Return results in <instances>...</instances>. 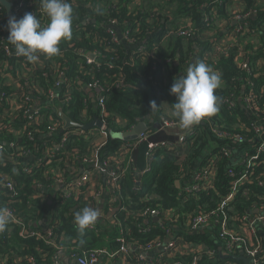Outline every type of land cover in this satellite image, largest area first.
Returning a JSON list of instances; mask_svg holds the SVG:
<instances>
[{"label":"trees","instance_id":"16d2710c","mask_svg":"<svg viewBox=\"0 0 264 264\" xmlns=\"http://www.w3.org/2000/svg\"><path fill=\"white\" fill-rule=\"evenodd\" d=\"M233 1L87 0L86 5L72 8V36L60 42L63 55L53 57L65 66L68 78L60 88L61 96L65 92L69 96L63 112L78 124L99 119L105 131H111L113 137L109 135L104 139L99 159L102 163L107 161L119 175L116 208L111 219L98 218L93 229L81 234L74 214L85 206L99 207L96 199L86 195L85 186L68 196L45 199L42 187L50 188L60 176L67 184L75 182L80 166L84 165L75 155L83 157L92 153L91 138L75 131L70 134L66 147L49 164L42 162L34 166L30 163L29 167L23 162L16 167L11 162L0 164V173L12 177L14 185L12 194L0 190V207L10 209L41 231L42 219H54L50 225L52 237L56 244L65 248L63 253L66 254L106 250L103 243L116 252L121 246L116 238L121 234L130 245L124 258L131 264H165L168 261L245 264L242 245L226 249V242L219 235V225L211 223L195 231L190 222L195 214L215 212V219L225 216L234 233L244 234L246 224L243 219L264 209V152L250 168L244 162L234 165L221 152L223 147L233 148V139L219 137L214 131L218 128L240 134L254 144L264 141V0H239L243 18L235 24H232L235 14L230 12ZM8 19L6 12L0 11V29L9 34ZM112 21H116L118 28L126 34V42L131 46L127 48L112 38L107 27ZM237 27L242 30L233 34ZM178 30H191V33L187 36L170 33ZM81 51L96 52L97 61L88 64ZM39 60L43 62L44 56L40 55ZM198 61L207 63L220 74L221 85L215 92L218 110L192 126L185 137L186 151L182 159L174 147L167 149V143L165 146L159 144L153 168L138 186L133 183L132 175L124 172L125 163L119 157L120 151L136 140H124L118 135L145 122L147 129L144 132L151 136L157 129V116L166 115L167 106L173 110L176 97L170 94V88L174 78L186 73L189 65ZM11 63L15 75L27 70L31 64L23 56L11 59ZM244 63L248 68L243 67ZM42 71V67H37L33 78L46 90L53 86L55 78L44 79ZM94 81L103 89L102 104L100 98L93 99L83 87ZM247 96L252 97L257 107L245 105ZM153 101L159 107L155 111H151ZM61 120L57 107L48 105L37 130H26L22 114L11 127L21 134L20 146L38 150L39 155L44 140L48 144L60 141V130L50 135L47 129L48 125ZM12 136L16 137L12 131L0 135L3 140ZM246 140L239 142L236 150L247 148ZM148 150L147 141L137 144L135 163L138 170L145 168ZM248 151L256 152L254 147ZM207 163L215 168L212 188L187 192L194 174ZM229 169L239 174L247 173L250 181L244 191L221 209V200L231 188ZM108 208L109 204L104 215L110 212ZM147 210L159 211L161 221L145 214ZM256 228L264 250V227ZM20 231V227L9 223L1 232L0 264H34L31 258L35 264H52L57 253L55 247L43 239L21 237ZM169 237L194 248L175 251L173 257L159 254L142 257L150 245ZM103 257V264H107L108 256ZM122 257L115 256L109 264H119Z\"/></svg>","mask_w":264,"mask_h":264},{"label":"built area","instance_id":"2783aa9c","mask_svg":"<svg viewBox=\"0 0 264 264\" xmlns=\"http://www.w3.org/2000/svg\"><path fill=\"white\" fill-rule=\"evenodd\" d=\"M87 0H68L72 8L78 6L86 5ZM140 1V0H135ZM12 3V14L17 18H21L26 12H31L40 19L41 24L46 26L49 22V17L43 12L40 0H9ZM0 11H5L4 7L0 5ZM242 11V10H241ZM236 12L233 16L234 20L238 22L239 19L243 18L242 12ZM6 12V11H5ZM7 14V13H6ZM247 15V14H246ZM90 22V21H89ZM95 22V20H93ZM236 22V23H237ZM117 26L116 21H112L107 27L108 32L112 38L116 41L122 42L118 37V32L113 28ZM242 30V27H237L233 34L239 33ZM123 38L126 41V34L121 31ZM171 34H177L180 36L190 35L191 30H178L171 31ZM8 33L5 30L0 29V135L5 131H12L16 137L7 138L6 140L1 139L0 137V164L2 162H11L16 167L17 164L23 162L25 167H29V164L32 163L34 166L39 163L45 162L49 164L53 161L66 147V143L70 137V134L75 131L80 136L90 137L93 150L91 155L80 157L78 154L75 155L77 160H81L84 165H81L78 173L75 176V182L66 183L63 176L55 178V184L60 185L64 189V194L61 196H68L72 192H77L81 186L86 187V195L91 196L93 200L98 198L99 193L93 192V185L95 178L102 172L106 176V182L109 188V201L104 204L105 207L109 204V213L104 215V209L100 211L99 218L111 219L112 213L116 208L114 205L117 200V195H115V190L118 187V178L119 175L116 170L108 164L107 161L103 163L99 159V150L104 145V139L109 135L113 137L111 131H105L104 125L99 127L90 128L84 130L78 127H74L65 130L64 129V120L55 121L52 124L48 125L47 131L49 134H54L58 130L62 133L60 141L54 142V144H48V141H43V148L38 155L35 151L30 149H25L20 146V137L18 132L13 130L11 124L17 120V116L22 114L26 121V130L33 129L34 131L38 129V124L42 120L44 111L48 105H54L59 110V107L62 108L68 100V93L65 92L62 96L60 93V88L68 82V78L65 72V66L62 63H58L57 57L63 55L64 48L60 47V53L56 58H49L46 55L44 56V61H38L36 63H31L27 70H23L18 75H15L11 70L13 65L11 59H18L21 56L16 55L15 47L8 41ZM234 37V36H233ZM127 43V42H126ZM129 46L131 44L127 43ZM82 54L86 56L88 64H94L97 61L98 55L93 51H81ZM100 55V54H99ZM92 56V57H91ZM31 66L30 69H28ZM37 67H42L43 71L41 75L44 79L49 80L54 77L55 82L53 86H49L46 90L41 88L34 80L33 74ZM244 68H248L247 63L243 64ZM52 76V77H51ZM6 87L9 90H4ZM85 91L95 99L100 98V103L104 101L101 97L103 89L98 84L97 81L90 82L87 85H83ZM245 105L248 108L257 107L256 102L252 99L251 96L245 97ZM161 125L167 129L179 130V136L177 137L176 144V153L180 154L179 159H182L185 156L181 152V149L184 148V141L186 135L190 133L192 127L188 129H182L179 127L178 119H165L161 121ZM31 129L32 132L33 130ZM257 131L258 129L255 128ZM215 133L219 137H229L233 139V148L229 149L226 147L221 148L222 154L226 157L227 160L231 161L234 165L244 162L248 168H250L256 160H258L261 154L264 152V141H261L258 144H254L251 140H246L240 134H230L226 131H220L218 128L214 129ZM258 132V131H257ZM246 140L248 142V147L245 149L236 150L239 145V142ZM141 141L148 142V152L146 153L147 164L142 170L136 168L135 163V152L137 149V144ZM161 144L165 146L164 142H153L150 140V136L145 132L141 133L129 147H124L120 153L119 157L125 163L124 172L130 173L132 177L137 174L139 179L135 181V184L140 186L142 178L144 175L149 173L153 168V160L155 152L158 149V145ZM254 147V153L248 151V149ZM14 167V169H15ZM231 168V167H230ZM215 168L207 163L200 171L196 172L193 176V183L187 189V192L190 191H199V190H209L212 188V181L215 177ZM228 174L232 177L231 188L227 196L223 197L220 203V208H225L226 205L239 193L245 190V185L248 183L249 175L239 174L233 169L228 170ZM136 176V175H135ZM51 186L52 188L55 185ZM113 188V189H111ZM43 189V188H42ZM0 190L6 193L12 194L14 192L13 179L6 173H0ZM44 190V189H43ZM47 191V190H46ZM99 208V207H98ZM103 208V207H102ZM8 209V208H7ZM10 214L13 219L10 223H14L21 228L20 236L21 237H35L38 239H43L50 245L54 246L57 250V253L52 259V264H64L63 263V254L68 256L75 264H96L100 262V256H108L109 260H112L115 256L121 255L123 257L128 255V249L130 245L126 244L125 238L120 234L116 241L121 244L119 250L116 252L110 250H100L94 249L85 254L79 253H63L64 247L55 243L52 237V228L50 225L54 222V219H48L49 225L46 230L34 229L33 226L25 220V218L15 214L10 209ZM147 215H151L157 220L161 221L160 212L157 210H147L145 212ZM215 212L210 213H198L192 216L190 222L191 226L195 231L202 230L205 226L215 223L220 227V238L226 242V249L231 250L236 244L242 245L244 249V256L249 259L248 264H264V250L262 248V240L258 235L257 226L264 227V209L250 218H244L245 230L244 234H236L228 227V220L223 216L220 220L215 219ZM94 225L89 229H93ZM2 231H0L1 234ZM168 242L166 243L164 249L165 253L178 251H185L189 248H194L192 245L188 246L182 240H173L171 237L167 238ZM163 242H156L148 247V251L152 250L155 247L163 245ZM180 245V247H179ZM194 250V249H193ZM147 251V252H148ZM223 254L225 252L223 251ZM35 264L33 258L30 259ZM169 264H182V263H169ZM195 264V262H193ZM224 264V263H218Z\"/></svg>","mask_w":264,"mask_h":264},{"label":"clouds","instance_id":"9594fccd","mask_svg":"<svg viewBox=\"0 0 264 264\" xmlns=\"http://www.w3.org/2000/svg\"><path fill=\"white\" fill-rule=\"evenodd\" d=\"M43 12L49 17L46 26L31 12L21 18L10 16L7 21L8 41L15 47L16 55L23 56L30 63L39 61L40 55L51 58L60 53V42L72 36L73 9L68 0H40ZM221 85L220 74L203 61L195 62L186 73L174 78L170 94L176 97L172 103L173 115L178 118L179 127L188 129L207 116L214 114L218 97L216 90ZM159 107L151 102V111ZM100 216V210L85 206L74 214L78 231L83 234L93 226ZM13 217L6 207H0V231H3Z\"/></svg>","mask_w":264,"mask_h":264},{"label":"crops","instance_id":"0c3cea01","mask_svg":"<svg viewBox=\"0 0 264 264\" xmlns=\"http://www.w3.org/2000/svg\"><path fill=\"white\" fill-rule=\"evenodd\" d=\"M242 10V6L240 5V1L239 0H234L233 1V4L231 5L230 7V12L231 13H236V12H239ZM226 31V30H225ZM176 65H178V62H176ZM165 112L166 114H170V115H173V110L171 108H169L168 106L165 108ZM158 118V121L155 123V125L157 126V128L161 125V121L162 119L164 118L163 115L161 116H157ZM156 131H159L158 129H155V133L152 134L150 136V138H154V136H156L159 132H156ZM164 131H167L168 132V135H171L172 138H175L176 137V140L173 141V140H165V141H158L157 142H164L165 144L167 143V149L168 147L170 148H173L174 147V150H176V144H177V137L179 136V130H173V129H167V130H164ZM175 136V137H173ZM156 140V139H155ZM172 141V142H171ZM184 151H186L185 148H182L181 149V152L184 154ZM168 154L171 155L170 152H168ZM179 157H180V154H178ZM130 175V173H129ZM136 175V176H135ZM132 179H133V183H135V181H137V179H139L138 175L135 174ZM106 176L104 174H98V176L95 178L94 182L92 183L93 185V192H98L99 193V196L98 198H95L97 200V202L99 203V210L102 211L104 209V204L108 203L109 201V188H108V184L106 182ZM135 180V181H134ZM55 184V183H54ZM44 190V194H45V199L46 200H49L50 198L51 199H54L56 197H58L59 195L61 196V194H64V189L60 186V185H54V187H50V188H44L42 187ZM47 190V191H46ZM103 207V208H102ZM48 219H42L40 221V225L42 227L43 230H46L48 228V225H49V221H47ZM166 240L164 241L163 245L161 246H158V247H155L153 248L152 250L150 251H144V252H147L148 256L147 257H151V256H155L157 254L159 255H162V257L164 256H167V257H173V255L175 253L173 252H168V253H165L166 250L164 249L165 245H166ZM102 246L104 248H106V250H110V251H113L112 249L108 248V244L107 243H103ZM179 251V248L177 249ZM104 255H101L100 256V260H101V264H103V257ZM142 257L143 254H142ZM107 259V264L110 263V260L108 258ZM63 263L64 264H75L68 256L64 255L63 254ZM116 263V262H115ZM169 263H172L170 261H168L167 263L165 264H169ZM119 264H131L130 261H128L127 259H125L124 257H122L120 260H119Z\"/></svg>","mask_w":264,"mask_h":264},{"label":"water","instance_id":"95a60500","mask_svg":"<svg viewBox=\"0 0 264 264\" xmlns=\"http://www.w3.org/2000/svg\"><path fill=\"white\" fill-rule=\"evenodd\" d=\"M0 5L4 7L8 18L10 16H13L12 14V3L9 2V0H0ZM237 21L234 20L232 22V24H235ZM113 28L118 32V37L119 39L122 41L123 44L126 45V47L128 48L129 45L126 43V41L123 38V34L121 32V30L118 28V26H113ZM92 57V56H91ZM59 114L60 116L63 118L64 120V129H70V128H74V127H78V128H84L85 130H88L90 128H94V127H99L101 128L103 126V123L101 120L99 119H94L92 122L88 123V124H78L75 123L69 116H67L61 107H59ZM147 126L145 124V122H139L138 124H136L132 129L122 132L118 135L119 138L124 139V140H136L138 139L139 135L141 133H143L144 131H146ZM166 242H168V239H166ZM144 257L148 256L147 252H143L142 253ZM244 261L245 264L249 263V259L244 257ZM96 264H100V262H97Z\"/></svg>","mask_w":264,"mask_h":264},{"label":"rangeland","instance_id":"374dc122","mask_svg":"<svg viewBox=\"0 0 264 264\" xmlns=\"http://www.w3.org/2000/svg\"><path fill=\"white\" fill-rule=\"evenodd\" d=\"M220 42L222 41L221 39L219 40ZM170 108V107H169ZM164 118L165 119H174V118H177V117H175L174 115H170V114H166V115H164ZM159 131H156V132H159L156 136H154V138L156 139H151L153 142H156L157 143V140L158 141H165V140H173V141H175L176 140V137L175 136H173V137H175V138H173V139H171L172 138V136L171 135H168V132L167 131H164V130H167V128H164L162 125H160L158 128H157ZM155 133V132H154ZM153 133V134H154ZM172 142V141H171Z\"/></svg>","mask_w":264,"mask_h":264}]
</instances>
